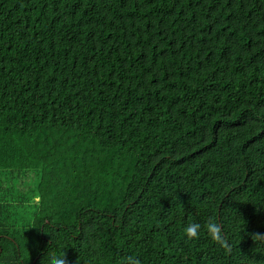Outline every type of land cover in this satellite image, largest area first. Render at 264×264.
I'll use <instances>...</instances> for the list:
<instances>
[{
    "label": "trees",
    "instance_id": "trees-1",
    "mask_svg": "<svg viewBox=\"0 0 264 264\" xmlns=\"http://www.w3.org/2000/svg\"><path fill=\"white\" fill-rule=\"evenodd\" d=\"M64 253L264 264V0H0V264Z\"/></svg>",
    "mask_w": 264,
    "mask_h": 264
},
{
    "label": "clouds",
    "instance_id": "clouds-1",
    "mask_svg": "<svg viewBox=\"0 0 264 264\" xmlns=\"http://www.w3.org/2000/svg\"><path fill=\"white\" fill-rule=\"evenodd\" d=\"M206 230L209 237L217 242H222L220 237V227L215 222L214 219H209L205 225H201L198 222H190L183 226V235L188 239L192 240L198 238L200 232ZM64 254L62 255H52L48 258L47 264H65ZM125 264H139V261L134 257H128Z\"/></svg>",
    "mask_w": 264,
    "mask_h": 264
}]
</instances>
